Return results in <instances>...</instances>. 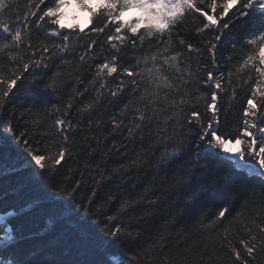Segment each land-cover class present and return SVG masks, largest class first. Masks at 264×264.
<instances>
[{
	"label": "snow or ice",
	"instance_id": "6c2138e0",
	"mask_svg": "<svg viewBox=\"0 0 264 264\" xmlns=\"http://www.w3.org/2000/svg\"><path fill=\"white\" fill-rule=\"evenodd\" d=\"M0 264H264V0H0Z\"/></svg>",
	"mask_w": 264,
	"mask_h": 264
},
{
	"label": "trees",
	"instance_id": "16d2710c",
	"mask_svg": "<svg viewBox=\"0 0 264 264\" xmlns=\"http://www.w3.org/2000/svg\"><path fill=\"white\" fill-rule=\"evenodd\" d=\"M134 15H135V13L131 12L129 17L123 16V19L128 20L130 17H132ZM49 75H50V73H49ZM65 91H67V89H65ZM245 92H246V89L243 91H239L235 101L232 102L231 114L229 116V119L232 121H239V119H240L241 107H242L243 101L245 99ZM18 95H19L21 100L25 97V93L23 91H21ZM27 95L32 96V95H34V93H28ZM48 100H49L50 104H56L57 103V97L56 96H49ZM16 103H19V101H16ZM75 111H76V109L74 107L72 112L75 113ZM73 118L75 119V117H73ZM50 122H52V121L50 120ZM109 187H111V186H109ZM197 207L198 208L202 207L204 209V211H206V212L215 211L212 201L208 198H205V200L201 201L200 204L197 205Z\"/></svg>",
	"mask_w": 264,
	"mask_h": 264
},
{
	"label": "rangeland",
	"instance_id": "374dc122",
	"mask_svg": "<svg viewBox=\"0 0 264 264\" xmlns=\"http://www.w3.org/2000/svg\"><path fill=\"white\" fill-rule=\"evenodd\" d=\"M96 2H97V0H92V5L95 6ZM65 11H66V16L62 22H64V23H79L82 26L86 25L88 23V20H89L88 13L85 11H81L75 2H73V4L71 6H67ZM131 12L135 13L134 10H131V11H128L127 13L125 12L124 16L128 17L130 15L129 13H131Z\"/></svg>",
	"mask_w": 264,
	"mask_h": 264
}]
</instances>
